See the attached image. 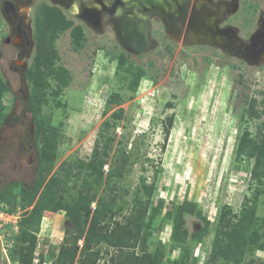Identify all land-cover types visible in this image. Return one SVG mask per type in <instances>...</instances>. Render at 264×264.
<instances>
[{"label": "rangeland", "instance_id": "obj_1", "mask_svg": "<svg viewBox=\"0 0 264 264\" xmlns=\"http://www.w3.org/2000/svg\"><path fill=\"white\" fill-rule=\"evenodd\" d=\"M28 1L21 21L0 0V188L16 176L31 184L36 174V160L23 153L35 128L30 95L39 107L38 143L50 144L54 157L31 204L0 201V264H54L49 252L68 247L70 264H225L220 250L246 211L255 238L236 264H264V177L250 176L253 157L235 154L239 137L264 135V48H253L264 33V0H204L221 6L213 26L226 32L225 44L177 34L164 12L143 9L141 52L123 43L113 16L99 19L68 0ZM41 59L51 67L39 66L49 73L33 89L35 73L25 70ZM58 77L67 84L59 88ZM252 98L259 117L247 112ZM57 183L81 191L71 231L65 209L39 204ZM16 190L12 203L21 202ZM111 197L115 205L99 219L98 201ZM116 221L128 222V244L92 243L91 226L114 235Z\"/></svg>", "mask_w": 264, "mask_h": 264}, {"label": "trees", "instance_id": "obj_2", "mask_svg": "<svg viewBox=\"0 0 264 264\" xmlns=\"http://www.w3.org/2000/svg\"><path fill=\"white\" fill-rule=\"evenodd\" d=\"M116 61L117 64L120 66L124 63L125 57L123 54L117 55L116 57ZM43 61V62H42ZM50 61V60H49ZM48 60H42L41 61H35V66L32 69L27 68L25 70V73L28 75V73H30L31 71H33L35 74L30 75L29 77H31V81L34 84V88L36 89L38 88V84L42 81H44V77L46 74H48V70L44 69L41 70L40 69V65L41 64H46L48 65ZM51 63L47 66V68L51 67L50 66ZM46 68V67H45ZM142 73L138 72L136 77H135V84H137L138 82V78ZM35 75V76H34ZM59 82L58 87L61 88L63 85L67 84L66 83V79L63 77H58L57 79ZM32 89V90H33ZM31 90V91H32ZM57 90H55L54 92H56ZM33 94V93H32ZM34 95H30V100L31 104L29 105V110L31 113V120H33V123L35 125V128L33 130L32 134V138L30 141V146L27 148V145H24V151L23 153H25L24 155H26V159L28 156H30L31 154H33L34 158L31 155V159L33 161L36 160V164H35V169H36V174L34 177V180L31 184L28 185H23L19 180L20 177H15L14 180L8 182L6 185H4L2 188H0V201L2 199H7V203L10 204V207L12 206H19V207H23V206H27V204H31L33 201V197L35 192L37 191V189L39 188V181L42 178V173L40 172H44L48 169V166H50L52 159L54 157V149L52 148V146L50 144H46L43 143L41 145H39L38 143V137L39 135H41V127H40V123H39V118H38V110L39 107L35 105V102L33 101V97ZM58 104V103H57ZM247 112L250 116H254V117H259L260 112L256 109L255 107V99L252 98L250 99L249 105L247 107ZM264 135H262L260 138H252L250 136L246 134H244V136L239 137L238 142H237V147L235 150V154H244L246 156L249 157H253L254 159V163L251 167V172H250V176L253 178H260V177H264ZM26 151V152H25ZM33 151V152H31ZM27 153V154H26ZM30 153V154H29ZM98 153V152H97ZM95 152L93 154V158L95 157ZM102 161L99 163V167H101L102 165ZM123 167V166H122ZM92 170H94V167L92 168ZM100 171V170H99ZM120 174L121 176V171L118 172V175ZM65 179H68V176H65ZM98 182V180H97ZM60 187L56 188L55 191L49 193V191H51L53 188L51 187H47L43 192V194H41V198L39 199V204L44 203V205H46L47 207H49L52 210H58V209H65V212L67 213L66 215V219L67 221H71V226H69L70 231L74 230L76 225H77V218L76 215L78 216V214H81V211L78 210V203L81 202L80 199V193L76 190L75 192L73 190H71L70 187L68 186H63L65 184L62 183H57ZM143 184V183H142ZM67 185V183H66ZM144 186V184H143ZM15 187L18 188V190H16L15 195H17L18 197L21 198V202L19 200V202H13L10 201L9 198H11L12 195V189ZM96 190V189H95ZM95 190L92 192L91 197L88 199V204H89V200L93 199L94 194H95ZM87 194L89 193V189H87ZM149 192V191H148ZM102 200V199H101ZM116 202V199L114 197H111L109 202H106L104 200H102L101 202L98 201L97 204H99V206H97L95 208L96 212H99V215L97 217H99V219L102 217L104 219L105 215L108 213V208H111V206L115 205L114 203ZM36 206H38L36 204ZM87 206V204H86ZM13 207V208H14ZM132 208L135 211V206L132 204ZM33 210H35L33 208ZM74 210V212H73ZM2 211V210H0ZM76 213L75 218H69V213ZM138 214H136L137 218L139 219V216L144 215L145 214V208L143 209H138L137 210ZM136 213V212H135ZM72 219V220H71ZM223 220V217L221 218ZM252 219V212L250 211H246L244 214V218L243 221H240V223H237L234 228L230 231L229 236L227 237V243H225V245L222 247V249L220 250L221 253L224 254V258H225V264H236V262L239 260V258L241 257V255L243 254V251L245 250V243L247 238L249 237V239H254L255 238V234L254 232H252V234L250 233V231L248 232V228L246 227V224L250 222V220ZM21 221V218H19V221ZM99 220H97L98 222ZM139 223H141V221L138 220ZM253 222H254V218H253ZM114 227H116L117 232L114 235H106L104 234L102 235H97L98 234V230L96 229V226L93 225L91 226V230L93 233H91V237H92V243H99V241L104 240V241H110V242H115L116 244H119L121 242V244H128L131 236L132 231L128 228V222L127 224L125 223L124 225L122 223L119 224V222H114ZM126 225V226H125ZM137 227H139L137 225ZM77 230V229H76ZM79 234L80 231L82 229H78ZM79 234L77 236H79ZM120 234L122 235V239H120ZM133 234V233H132ZM251 235V236H250ZM90 237V238H91ZM108 241V242H109ZM119 242V243H118ZM86 246V242L83 245L84 250H88ZM261 246V244L259 245ZM74 248L68 247L66 249H64L63 251H60L59 254L55 255V251L51 250L49 252V257L50 258H54V264H70L73 261V256H74ZM87 255V260L85 262H91L90 257L88 254ZM232 258V263L230 261V259ZM227 261V262H226ZM230 261V262H229ZM125 264H130L128 262H125Z\"/></svg>", "mask_w": 264, "mask_h": 264}, {"label": "water", "instance_id": "obj_3", "mask_svg": "<svg viewBox=\"0 0 264 264\" xmlns=\"http://www.w3.org/2000/svg\"><path fill=\"white\" fill-rule=\"evenodd\" d=\"M121 1L123 5L126 4L125 0ZM197 1L198 0L193 2L192 0H137L130 5L129 10L131 11L134 7L143 10V6L148 8L152 5L169 17L170 24H172L171 29H173V31L179 34L183 30L185 37L197 36L214 40L216 37L226 34V32L215 30L212 22V20L220 14L221 6H212L204 0H199L200 2L198 3ZM174 18H176L178 22L175 28L173 27ZM145 20L146 18L144 19L136 15H120L118 20L119 37L130 50L141 52L146 49L148 41L143 28ZM193 31L196 32V34L190 35V32ZM263 42L264 33L261 34V37L256 41L255 48H264Z\"/></svg>", "mask_w": 264, "mask_h": 264}, {"label": "flooded vegetation", "instance_id": "obj_4", "mask_svg": "<svg viewBox=\"0 0 264 264\" xmlns=\"http://www.w3.org/2000/svg\"><path fill=\"white\" fill-rule=\"evenodd\" d=\"M60 1V0H59ZM76 0H68V3L67 5L70 6V7H74V2ZM107 0H94V3L96 4H91L89 5L85 0H80V6L84 7L85 9L87 10H91L93 11L94 13H97L98 16H99V19H100V14H102V19H108L107 17L109 16H113L115 18H117L119 20L120 16L118 15V9L120 7L123 6V3L121 0H109V4H106ZM116 1V2H115ZM120 2V3H119ZM30 3V1L28 0H1V7H2V11L7 14L9 13L10 15H15L17 16L18 19H20L21 21H23L25 19V17H27L29 15V13L31 12V5L28 7V4ZM63 4L66 3L65 0L62 1ZM99 5V7L97 6ZM23 6H26L29 8V12L25 13L23 11ZM114 6V7H113ZM150 7H154V6H150ZM143 9L144 11L147 12V7L146 6H143ZM78 12V11H77ZM109 15V16H108ZM119 16V17H118ZM20 28H18L19 30ZM22 32H15L13 33L12 37L14 38L15 36H19L21 37L22 33H23V30H21ZM24 34V33H23ZM10 38V37H6L4 39V41H13V38ZM259 39V38H258ZM257 39V40H258ZM253 43L254 45V50H255V43L256 41ZM18 42H14V45H16ZM18 45H20V42L18 43ZM263 47H261L262 49ZM29 159L30 156H29Z\"/></svg>", "mask_w": 264, "mask_h": 264}, {"label": "bare ground", "instance_id": "obj_5", "mask_svg": "<svg viewBox=\"0 0 264 264\" xmlns=\"http://www.w3.org/2000/svg\"><path fill=\"white\" fill-rule=\"evenodd\" d=\"M89 5H91V4H96V3H94V0H85ZM137 0H131V1H128V0H125V2H126V4H124L122 7H120L119 9H118V15L120 16V15H127V14H130L131 16H140L141 18H145V13H143V10H141V9H137L136 7H134L131 11L129 10V7H130V5H132L133 3H135ZM193 1H195V0H192V2ZM116 2V1H115ZM198 2H200L199 0L197 1V3ZM106 4H109L110 2H109V0H107L106 2H105ZM120 3V2H119ZM80 4V0H76L75 2H74V6H75V8L77 9V6ZM163 4V3H162ZM197 5H199V4H197ZM98 7H99V5H97ZM138 6H141V5H138ZM114 7V6H113ZM74 8V9H75ZM23 11L25 12V13H27L28 12V7H26V6H23ZM213 19V18H212ZM212 22H213V20H212ZM178 25V22H177V20H176V18H174L173 19V27L175 28V26H177ZM199 32V31H198ZM182 34H184V31H182ZM194 34H196V32H190V35H194ZM197 35H199V34H197ZM202 35V34H201ZM188 37H190V36H188ZM194 37H197V36H194ZM216 39L217 40H219V41H223L224 42V44H225V42L228 40V37H227V35L226 34H222V35H220L219 37H216ZM264 43V42H263ZM223 45V44H222ZM248 47V46H247Z\"/></svg>", "mask_w": 264, "mask_h": 264}]
</instances>
